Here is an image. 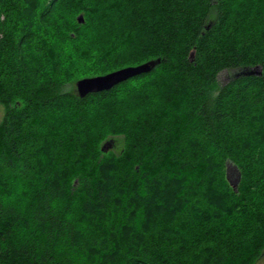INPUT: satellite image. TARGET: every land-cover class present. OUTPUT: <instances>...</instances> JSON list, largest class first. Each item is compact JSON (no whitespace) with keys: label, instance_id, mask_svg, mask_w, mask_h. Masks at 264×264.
<instances>
[{"label":"trees","instance_id":"16d2710c","mask_svg":"<svg viewBox=\"0 0 264 264\" xmlns=\"http://www.w3.org/2000/svg\"><path fill=\"white\" fill-rule=\"evenodd\" d=\"M0 103V264L264 253V0H0Z\"/></svg>","mask_w":264,"mask_h":264},{"label":"water","instance_id":"95a60500","mask_svg":"<svg viewBox=\"0 0 264 264\" xmlns=\"http://www.w3.org/2000/svg\"><path fill=\"white\" fill-rule=\"evenodd\" d=\"M79 21H82V17H79ZM161 62L160 58L152 59L144 63L127 66L118 70L109 72L104 75L84 77L76 81V92L80 97H85L88 94L110 90L114 86L124 82L141 73H147L153 70ZM262 73L260 66H255L251 69L243 71L244 75H259ZM112 144L105 142L102 146V150L107 152L111 149ZM226 176L231 186L236 189L239 185L241 175L238 168L231 162L227 163Z\"/></svg>","mask_w":264,"mask_h":264},{"label":"rangeland","instance_id":"374dc122","mask_svg":"<svg viewBox=\"0 0 264 264\" xmlns=\"http://www.w3.org/2000/svg\"><path fill=\"white\" fill-rule=\"evenodd\" d=\"M82 17V21L80 22V24H82V23H84L85 22V15L83 14V13H78L77 14V18L79 19V17ZM132 66H134V65H132ZM118 70V69H117ZM115 71V70H114ZM112 72V71H111ZM107 73H109V72H107ZM107 73H104V74H107ZM104 74H102V75H104ZM92 77V76H91ZM228 77H229V75L227 74V73H225V72H223V73H221L220 74V76H219V81L221 82V83H223V82H225V81H227L226 79H228ZM81 79V78H80ZM74 87H75V90H76V85L74 84ZM95 106V105H94ZM94 108H99V107H97V106H95ZM100 111H103V109H100ZM4 114H5V106L3 105V104H1L0 103V121L2 120V118H3V116H4ZM106 141H108V142H110L111 144H112V146H111V149L112 150H114V151H119L121 148H122V146H123V136L121 135V134H116V135H114V136H112L111 138H110V140L108 139V140H106ZM103 145V144H102ZM9 197H11V196H9ZM255 264H264V253L262 254V256L255 262Z\"/></svg>","mask_w":264,"mask_h":264}]
</instances>
